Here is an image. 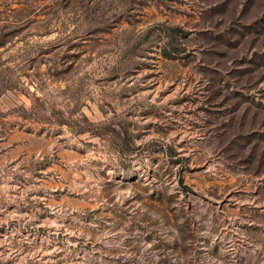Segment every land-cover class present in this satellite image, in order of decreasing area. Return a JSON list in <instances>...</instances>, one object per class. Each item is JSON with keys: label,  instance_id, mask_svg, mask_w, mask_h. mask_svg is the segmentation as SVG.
<instances>
[{"label": "rangeland", "instance_id": "rangeland-1", "mask_svg": "<svg viewBox=\"0 0 264 264\" xmlns=\"http://www.w3.org/2000/svg\"><path fill=\"white\" fill-rule=\"evenodd\" d=\"M0 264H264V0H0Z\"/></svg>", "mask_w": 264, "mask_h": 264}]
</instances>
